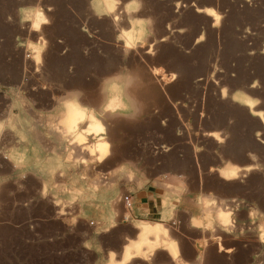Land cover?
Returning <instances> with one entry per match:
<instances>
[{
  "label": "rangeland",
  "instance_id": "obj_1",
  "mask_svg": "<svg viewBox=\"0 0 264 264\" xmlns=\"http://www.w3.org/2000/svg\"><path fill=\"white\" fill-rule=\"evenodd\" d=\"M36 3L37 0H0V119L8 116L10 110L21 120L34 116V108L48 110L55 103L54 95L63 97L72 90L84 93L83 104L98 106L101 80L126 67L133 70L136 83H142L144 91L140 99L147 104V112L137 123L104 120L108 139L113 144L112 153L123 151L126 156L114 163L108 162V158L97 167V172L106 173L121 161L132 159L142 161L148 177L153 178L157 172L156 159L161 154L188 155L191 148L196 150L201 146L212 149L215 139L210 134L217 130L231 134L228 149L232 161L248 164L249 151L264 158V144L254 134L264 128V104L254 105L253 111L260 112L256 116L230 98L234 92H241L252 100L264 98V88L249 87L256 78L264 84V0H253L252 6L246 0H181L178 11L174 0H145L139 14H127L122 6L121 27L128 28L139 17L151 16L155 21L158 42L153 46L150 41L149 45L131 51L123 47V42L116 41L118 29L110 19H98L92 14L88 0H40L42 7L54 5L53 22L44 26L42 33H30L27 25L22 30L18 22H9V16L13 21L18 20L19 7ZM208 10L227 12L221 27L213 25L212 17L205 15L204 11ZM249 28L252 34L246 33ZM40 34L49 41L46 52L41 53L43 75L35 71L40 65L34 59L25 61L23 50L15 47L17 36L35 42ZM201 35L205 40L197 43ZM148 47L153 48L155 56ZM173 73L178 78L169 83ZM45 82L49 84L47 89L40 87ZM224 86L229 88L227 100L220 99ZM178 128L184 130L183 135L177 134ZM240 144L244 150L242 155ZM232 145L233 148L237 145L233 153ZM169 147L171 151L164 150ZM36 161H29L32 164L27 166ZM169 164L173 166L172 162ZM33 171L28 172L26 179L18 180L12 164L0 157V176H12L0 186V264L90 261L91 255L83 252L71 257L60 255V239L65 244L67 236L59 231L60 222L44 223L43 220L57 216L62 206L54 207L53 201L65 200V197L60 188L49 183L46 198H42L39 185L44 183ZM72 175L71 169L63 177L58 171L54 183L64 185ZM245 184L249 187L244 197L258 201L264 208V173L254 171ZM214 186L226 189L229 194L234 190L231 184L215 182ZM123 195L131 194L123 191ZM104 200L107 198L98 193L93 201L63 210L70 216L78 211L80 217L90 220L83 210H92ZM89 223L87 226L92 230ZM228 238L232 239L229 235ZM216 242L220 245V240ZM237 242L250 249L256 244L251 233L247 239Z\"/></svg>",
  "mask_w": 264,
  "mask_h": 264
},
{
  "label": "clouds",
  "instance_id": "obj_2",
  "mask_svg": "<svg viewBox=\"0 0 264 264\" xmlns=\"http://www.w3.org/2000/svg\"><path fill=\"white\" fill-rule=\"evenodd\" d=\"M174 2L178 11L181 0H174ZM246 2L252 6L253 0H246ZM88 4L92 14L98 19L107 17L112 21L114 28L118 29L115 39L118 43L123 42L125 49L131 51L137 47L149 45L150 41L153 46L158 42L155 35V21L151 16L135 19L128 28L120 26L121 7L123 6L124 12L127 14H139L144 8L145 0H127V2L125 0H104L103 3L88 0ZM53 12L54 5L42 7L40 0H37L34 5L21 6L17 9V21H13L11 16L8 17V20L9 22H18L22 30L27 25L30 33H42L43 27L50 26L53 22L51 17ZM211 15L215 18L216 26L221 27V22L226 18L227 12L221 13L214 10ZM170 27L171 25H169ZM245 31L252 34L250 28ZM163 39L167 40L168 37ZM204 40L205 37L201 35L197 43ZM15 47L23 50L25 61L34 59L40 65L35 69L36 73L43 75L44 61L41 53L46 52L49 47L46 37L40 34L37 41L33 42L30 38L21 39L17 36ZM148 51L153 56L156 55L152 47H148ZM85 54H87V49H85ZM217 70L222 71V68ZM132 72V69L125 67L116 74L104 77L99 84L98 106L83 104L81 97L84 93L72 90L65 92L63 97L54 95L52 98L55 103L50 109L34 108L35 115L23 120L10 110L8 116L0 119V139H3L5 134L12 133L18 137L17 145L32 144L35 140L36 144L32 150L37 153V161L28 167L27 149L20 152L16 145L10 148L0 146V157L12 164L18 180L26 179L28 172L34 169L33 174H39L45 185V192L41 194L42 198H46L49 183H53L54 188L61 189L65 200L56 199L53 204L54 207L62 206L56 219H60L61 216L69 217L63 221L65 224L74 227L77 218L65 213L63 208L70 209L78 203L84 205L95 200L98 193H102L107 198V215L95 222L97 226L93 230L92 236L84 234L87 238H82L81 247L91 250L93 237H98L102 233H108L124 225H128L135 232V236L123 233L121 252L109 249L104 264H131L136 260H140L141 264H154L159 252L167 254L169 264H207V250L212 246L209 244V240L214 242L223 238L218 233L229 235L234 240L247 239L251 233L254 236V242L259 245L252 254L251 264H264V208H261L258 202L248 201L245 197L238 195L222 196L214 189L199 190L191 195L194 211H190L184 207V197L191 193L190 177L186 173L161 171L155 177L149 178L146 170L142 167V161L132 159L121 161L106 173L96 171L99 165L113 155V144L108 139V128L104 120L111 118L137 123L146 115L147 104L140 99L144 88L142 83H136L137 78L132 75ZM177 78V74L173 73L169 83L174 82ZM40 87L47 89L49 84L45 82ZM249 87L252 89L264 88V84L260 78H256ZM36 90L34 86L33 91ZM220 99H229L228 86H224ZM252 102L256 105L264 104V98L256 97ZM229 123L231 124L233 121L230 120ZM177 134L183 135L184 130L178 128ZM254 134L257 141L264 144V128L255 131ZM41 135L49 141H54L55 144L50 152L45 151L43 158L38 155L42 150L38 140V136ZM210 135L218 142L219 147H223L231 139V134L225 130H217ZM89 138L92 139V142ZM164 150L171 151V148ZM199 150L203 151L204 149L201 146ZM247 156L249 159L247 165L227 160L222 165H210L208 174L217 175L226 183L245 184L249 175L254 171L264 173V158L251 151L247 153ZM52 162H54V166ZM81 166L83 167L81 168ZM69 169L73 172L69 182L64 185L55 184L56 173L59 171L60 176L63 177ZM78 169L79 172L76 171ZM90 172H95V175L90 176ZM11 179V174L0 176V186L8 183ZM149 183L159 187L162 193L161 209L156 220H147L134 215L139 211L135 206V203H138L135 201V194L144 190ZM20 187L23 186L20 185ZM122 187L123 191L133 195L124 196ZM121 204H123L122 208ZM243 210L247 212L246 221H242L240 218V213ZM149 215L148 210L142 213L143 217ZM182 216L186 219H183ZM182 228L200 234L194 238L195 256L191 261H187L183 257L180 239ZM133 240L137 242L128 243ZM235 251L234 247L227 249L230 259ZM218 252H225L222 243L218 247ZM18 264L21 262L18 261Z\"/></svg>",
  "mask_w": 264,
  "mask_h": 264
},
{
  "label": "crops",
  "instance_id": "obj_3",
  "mask_svg": "<svg viewBox=\"0 0 264 264\" xmlns=\"http://www.w3.org/2000/svg\"><path fill=\"white\" fill-rule=\"evenodd\" d=\"M15 135H12V138L8 135L4 136L3 139H0V146H6V147H12L13 145H16L17 149L20 152H24L25 149H27L26 152V159L27 163L29 161H33L37 159V153L33 152V146L36 144V142H33L32 144L27 143H21L19 145L16 144V141L18 137ZM39 140V146L41 151H39L38 155L43 158L45 151L50 152L51 149L55 146L54 141H49L46 138H40ZM215 147L212 149H204L203 151L199 150V147L196 148V150L192 149L190 150L188 155H179L175 153H171L167 156L160 155L159 158L156 159V165H157V172L155 174L158 175L161 171H171L176 173H186L190 177V186H191V193L188 196L184 197L185 204L184 207L188 208L190 211H194L193 204L191 202V195L194 194L196 191L199 190H208V189H214L216 192H218L222 196H233L238 195L244 197V192L248 190L247 184H240L239 182L235 183H226L219 179L217 175H209L208 169L210 165H222L227 160H231L232 157L229 155V144L228 141L223 147L218 146V142L214 140ZM237 150V145H235V148L230 147V151L233 153V151ZM239 150L241 155L243 154L244 150L242 148V144L239 146ZM3 158V157H2ZM173 163V166L168 163ZM32 163H28V165H31ZM242 165H247L240 163ZM215 182H220L223 185L231 184L233 186V193H230L224 189V188H217L214 186ZM42 185H39V191H42ZM227 188V187H226ZM128 195V196H132ZM161 197L162 193L160 191V188L157 186H153L151 183L145 186L144 190L139 192L138 194H135V201H138V203H135L136 208L139 209L138 212L134 213L139 218L147 219V220H156L158 219V214L161 209ZM248 200V199H247ZM250 201V200H248ZM253 201V200H252ZM258 202V201H256ZM120 207H123V204L120 205ZM148 210L150 215L148 217H143L142 213ZM85 215L88 216L90 220H85L84 217H80L78 214V211L76 212V215H71L72 217L77 218V223L73 227L70 224H65L63 221L65 219H68L69 217H61L60 219H56V217H50L48 220H43L44 223H54V222H60L59 231L62 234H65L67 236L66 242L64 244V240L60 239V255L61 256H68L71 257L74 254L79 253H85L91 255V260H80L77 259L72 262V264H104V261L106 259V255L108 253L109 249L116 250L118 253L121 252V244H122V234L128 233L132 236H135V232L128 226L124 225L118 229H114L108 233H102L98 237L92 238V248L91 250L85 249L81 247V240L82 238H87L84 236L85 233L88 234V236H92L93 230L96 228V221L107 215L108 207H107V201L104 200V202H99L97 204V207H95L92 210L84 209L83 210ZM183 219H186V217H183ZM241 220L247 219V212L246 210L241 211L240 213ZM89 223L90 227H93L92 230L87 226ZM86 225L85 228L82 226ZM182 235L180 237L182 241V252L183 257L187 261H191L195 256V251L193 248L194 238L199 236L200 234L198 232L189 231L187 229L182 228L181 229ZM223 238L220 240V244L222 243L225 252L219 253L218 247L219 244L216 241L209 240V244L212 246L208 248L207 250V264H251L252 260V254L253 252L259 247L258 244H252L251 249L248 247L245 248V246L242 243H238V240L230 239L228 238V235L226 234H219ZM137 242L136 240H133L132 243ZM131 244V241L128 242ZM102 246V248H101ZM196 247H199V245H196ZM234 247L236 249L235 253L232 254L231 259L229 258L227 254V249ZM124 251H126L124 249ZM131 264H141L140 260H136L131 262ZM154 264H169V258L166 253L159 252L155 258Z\"/></svg>",
  "mask_w": 264,
  "mask_h": 264
},
{
  "label": "bare ground",
  "instance_id": "obj_4",
  "mask_svg": "<svg viewBox=\"0 0 264 264\" xmlns=\"http://www.w3.org/2000/svg\"><path fill=\"white\" fill-rule=\"evenodd\" d=\"M103 2H104V0H103ZM97 3V2H96ZM101 3H102V1H101ZM204 13H205V15L206 16H208V17H212V20H213V25H216V22H215V18L211 15V11H204ZM199 40V39H198ZM223 92V91H222ZM221 92V93H222ZM230 98H231V100L232 101H234V102H236V103H238V104H240V105H243V106H245V107H247L248 108V110H249V113L250 114H252V115H258V113H260V112H258V113H256L255 111H253V108H254V103L252 102L253 100L250 98V97H248L247 95H245V94H243V93H241V92H234V93H232L231 95H230ZM260 116H261V114H260ZM109 119V118H108ZM12 138V137H11ZM39 139H40V137H39ZM125 153L123 152V151H119V152H115V153H113V155L109 158V160H108V162H110V163H114L115 161H118V160H122V159H124L125 158ZM45 192V185L43 184V186H42V191H41V194L42 193H44ZM64 211V210H63ZM59 212H60V209H59ZM58 212V213H59ZM131 243H132V241H131ZM126 250V249H125ZM127 251V250H126Z\"/></svg>",
  "mask_w": 264,
  "mask_h": 264
},
{
  "label": "built area",
  "instance_id": "obj_5",
  "mask_svg": "<svg viewBox=\"0 0 264 264\" xmlns=\"http://www.w3.org/2000/svg\"><path fill=\"white\" fill-rule=\"evenodd\" d=\"M126 197H129L128 195H125Z\"/></svg>",
  "mask_w": 264,
  "mask_h": 264
}]
</instances>
